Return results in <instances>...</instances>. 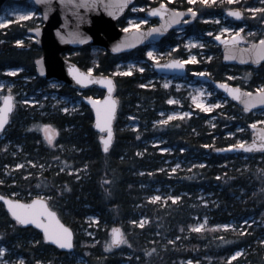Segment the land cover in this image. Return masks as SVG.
Here are the masks:
<instances>
[{
	"label": "trees",
	"instance_id": "obj_1",
	"mask_svg": "<svg viewBox=\"0 0 264 264\" xmlns=\"http://www.w3.org/2000/svg\"><path fill=\"white\" fill-rule=\"evenodd\" d=\"M20 2L27 5V0ZM150 2L137 0L136 4ZM191 6L202 16H221L225 14L226 5L219 1L209 5L187 2L181 7ZM126 18L127 15L119 19L121 27L125 26ZM40 21L41 17H37L0 27V78H15L4 71L21 67L18 85L13 90L26 89L34 93L41 88L44 91L39 97L49 92L48 81L36 73L35 60L42 50L27 35ZM207 28L208 23L199 19L189 31ZM21 39L28 42L16 44ZM181 42L175 35H167L160 48L164 50ZM145 49L114 55L103 48L85 47L65 53L83 69L113 75L116 79L120 110L115 123V140L107 152L94 127L93 111L82 101L81 108L72 113L63 114L60 105L46 104L39 109L38 105L20 108L14 114L16 119L10 124L8 136L0 140V181H3L0 190L25 200L43 191L51 207L74 229L75 249L65 252L48 244L38 229L19 225L0 203V238L15 250L7 254L11 260L13 255L19 254L26 258V264L38 261L45 264H187L189 260L194 264L197 261L198 264H264V172L261 171L264 154L214 151L239 140V133L230 136L227 129H222L227 122L223 120L225 114L239 111L248 123L260 118L259 115L244 113L228 100L225 106L216 109L214 126L208 123L211 114L198 109L189 118L158 124L160 112L172 107L167 100L175 93L173 89L164 88L160 82L146 84L157 76L156 72L135 69L130 75L116 73L121 61L144 59ZM182 50L179 47L175 55H185ZM189 68L191 71L206 68L215 79L239 84V80L228 78L230 67L223 63L221 53L211 61L189 64ZM259 83L264 84V64L254 68L246 87L254 88ZM54 91L58 97L69 96L74 100L83 95H104L98 87L79 93L67 84ZM218 94L223 95L220 91ZM47 101L50 99L42 102ZM133 122L139 125L138 130ZM236 123L233 121L228 129L234 131ZM34 124H50L59 129L61 136L55 141V147L47 143ZM243 137L248 141L251 131ZM156 140L162 143L154 144ZM163 148L170 151L164 152ZM27 161H34L36 165L7 169L9 165ZM181 161L183 164L173 172L171 168ZM62 164H67L68 169L61 171ZM82 166L87 170L81 175L68 171L69 167ZM154 194H161L162 199L151 200ZM173 195L181 199L173 201ZM92 214L99 217V221L96 228H91L94 235L85 236L78 230ZM143 216L147 221L141 227ZM204 217L207 225L197 231L194 225ZM249 217L259 220L245 223ZM134 220L137 223L133 224ZM224 224H234V227H215ZM110 226H121L129 243L107 249ZM243 248L245 252L241 256L229 260L235 251ZM79 257H83V262L78 263Z\"/></svg>",
	"mask_w": 264,
	"mask_h": 264
},
{
	"label": "rangeland",
	"instance_id": "obj_2",
	"mask_svg": "<svg viewBox=\"0 0 264 264\" xmlns=\"http://www.w3.org/2000/svg\"><path fill=\"white\" fill-rule=\"evenodd\" d=\"M21 0H10V2L6 3L0 10V24H3L2 27L8 25L9 23L7 21H11V22H16V21H21V20H26V19H35L37 17H41V12H39L36 9L31 8L28 5H24L20 2ZM168 1H172V0H168ZM215 1H219L221 3H224L225 9H228L231 7L232 4H236V3H242L246 13L245 16V21L241 23V25H239L238 23H236L235 21H233L231 18L227 17L226 15H212V16H200L197 18V20H201V22H205L208 23V28L204 31H198V32H190L189 28H187L186 30H179L176 32L175 37L176 39H181L182 42L181 44H177L179 47H181L183 50V52L185 53L184 56H182L186 61L187 64H201L203 61H211L213 60V58H216V55L221 53L220 48L218 47L217 43H215V41L213 40L214 36L217 35H221L222 36H230L235 34L240 28H244L245 31V37H246V42L245 44H249L251 42H254L256 40H259L260 38H264V12H256L255 14H253V12L251 10L254 9H261L264 8V0H235V3H231L230 0H214ZM252 1V2H250ZM188 3H190V0H187ZM196 3H200L201 5H203L202 0H197ZM210 3L211 2L210 0ZM209 3V4H210ZM191 4V3H190ZM150 4L148 5H141V4H136L132 7V9L129 10V12L127 13V18H126V24H125V28L127 29H132V28H136L135 25L138 24L139 28H149L153 25V21L150 20L146 13L148 11V9ZM29 11L31 12H35L36 15L35 16H31L29 18L26 19H21V14L26 15ZM142 20H147V23H141ZM196 20V21H197ZM10 22V23H11ZM37 24H41V21L38 22ZM36 25V26H39ZM251 25H253V27H251ZM224 28H230L233 31L232 32H223L222 30ZM251 33V34H249ZM27 38L30 40H33L31 36L27 35ZM20 41H23V44L27 43L28 41H24L23 39H21ZM193 42L191 44V46H189V42ZM18 44V43H16ZM176 46H169L167 47L164 51L160 50V47L158 46H152V47H148L145 49V58L138 61L134 58L125 60V61H121L118 66H117V70L116 73H120V74H124L127 72L128 68L132 67V72L137 69L139 71V69L142 67L144 68V71H149L150 73L155 72V65L157 64V62L159 63H165L167 61H169L170 59L176 57L174 55V51L178 50L179 47L177 48ZM203 45V46H200ZM219 48V49H218ZM148 51H153L154 55L157 56V60H152L151 57H149L147 55ZM173 56V57H172ZM196 57V62H193L190 58L191 57ZM181 57V56H179ZM230 72L227 74L228 78L231 80H239V85L242 86L243 88L249 90V91H255L259 86L264 85L263 83H259L256 85V87L252 88V87H246V85L250 84L251 78L254 74V68L252 67H247V66H229L228 65ZM22 69L21 67H10L7 68L4 71V74L10 76V77H15V78H0V84H3L4 87L0 88V105L3 101V98L5 95L7 94H12L15 97V115L18 113L19 109L21 108H28L29 106L32 105H40L39 108H41L43 105H49L51 107H53V105H60V106H64L63 102L68 103V98H58L57 97V93L54 90H58L62 87V85L64 84L63 82L57 80V79H48L47 84H46V89L48 88V93L40 96L39 94L43 93V89L39 88L37 89L34 93H29L26 89H20L17 91H14V87H16L17 81H18V77L17 75L21 72H17L16 75H12L10 70H14V69ZM143 71V72H144ZM131 72V73H132ZM140 72V71H139ZM200 73H204V74H210V71L207 70L206 68H204L203 70H192L190 72V76L187 78H175V77H170V76H161L158 75L156 77H152L150 78V80H148L146 82V84H152L154 82H160V84L166 88V89H173V91L175 92L173 95H171L168 100L167 103L169 105H171L172 107L169 108L168 110H164L161 111L160 115L161 117L158 120H165L167 119V117L169 115H172L173 113H177L178 115L174 118H189L193 115V113L195 112V110H200V111H204L202 108L197 107V100L194 99V97H197L198 100L205 102L208 105H213V104H219V107H213L211 109V111H208L206 113L211 114L210 120H209V124L211 126H214L215 124V111L216 109L225 106L228 103V98L224 95H219L218 91L212 87L209 86L208 84L205 83H201L199 81H195L192 79V76L200 74ZM168 84L167 87H165V84ZM55 85V86H54ZM50 89L52 91H50ZM203 92L204 95H200V93ZM208 92H211L212 95L209 96L207 95ZM82 98V96H81ZM47 99H50V101L47 102H41V101H46ZM174 99L175 101H177L176 103H169V100ZM230 101V100H229ZM232 102V101H231ZM38 108V109H39ZM65 108H68L70 112H75L78 111L81 108V101L80 98L79 99H71L69 102V105L66 106ZM62 111V109H61ZM191 113L190 116H185L182 115L183 113ZM205 112V111H204ZM242 112L243 109H242ZM253 114L259 115L260 118L256 119L255 121H253L252 123H248L245 122V118L242 115L241 112L239 111H235L233 112L231 115H227L225 114V117L223 118V120L227 121L226 124H224L222 126V129H227L226 133L227 135H229V133H239V140L243 139L246 141V139L243 137L244 134L247 133L248 130L251 131L250 129V124L256 123L257 125H261L264 126V123H257V122H264V110H257L254 111ZM14 116V115H13ZM16 119V117L12 118V122ZM233 121H237V123L235 124V129L234 131H231L230 129H228V126L233 124ZM134 127L136 128L137 123L133 122ZM40 129H42V127H40ZM242 129V131H241ZM43 130V129H42ZM8 131H9V127L0 135V140H3L4 138H6L8 136ZM50 131V130H49ZM44 133V131H43ZM45 135V133H44ZM233 136V135H230ZM101 137V136H100ZM238 140V141H239ZM162 143V140H156L154 144H160ZM9 144V142H8ZM7 144V145H8ZM103 145V144H102ZM164 149V148H163ZM162 150V149H161ZM172 159H169L168 161H171ZM19 165H21V167H16V165L12 166L9 165V168L7 167V169L9 170H13V169H17V168H29L31 166H35L36 162L34 161H27V162H19ZM17 164V165H18ZM183 164V161L181 162H177L176 165H181ZM27 165V166H25ZM173 166L171 169L176 167ZM40 168L41 166L38 165ZM68 169V165L67 164H62L61 165V171H65ZM87 170L86 166H82L79 168H72L69 167V173L70 174H78L81 175L83 174L84 171ZM15 195H17L18 193H14ZM34 197L35 196H43V197H47V195L43 192V191H39L37 193H33ZM154 195H159L161 196V194H154ZM19 198V197H18ZM168 198V197H167ZM165 198V199H167ZM93 217H97L96 215L92 214L89 215L87 217L86 221V225L79 229L78 232H80L81 234H84L85 236L94 235L93 230H91V228H96L97 225V220L93 219ZM197 219V216L195 217ZM205 218H202V220H199L198 224L194 225V229H196V227L200 224L204 225V228L206 227L207 223H205ZM259 218H255V217H249L247 223L251 224V221H258ZM147 221L146 217L143 216L141 218V223H145ZM232 225V227H234V224H229ZM113 227L116 226H110L109 229H107V233H108V237L109 240L108 242L111 240V236H112V232L111 229ZM203 228V229H204ZM221 229H225L223 227H220ZM202 229V230H203ZM124 232V231H123ZM0 238V248H7L8 251L6 253L3 254V256H0V263L1 261L5 264H19L20 259L23 258L25 264L26 262V258L23 255H13L12 260L10 258L7 257V254H13L15 253V250H12L11 248H9L6 244H4L3 242H1ZM263 244H264V238H263ZM122 245V244H121ZM240 252V255L236 256L235 253L236 252ZM245 252V249H239L237 251H235L229 258L230 261L235 260L236 258H238L239 256H241L243 253ZM71 256H74V253H71ZM235 256V258L233 259L232 257ZM11 260V261H10ZM78 263L83 262V257H79L78 258ZM37 262V261H36ZM39 262V261H38ZM37 264V263H36ZM39 264H45V263H41V261L39 262ZM48 264V263H46ZM86 264V263H84Z\"/></svg>",
	"mask_w": 264,
	"mask_h": 264
},
{
	"label": "water",
	"instance_id": "obj_3",
	"mask_svg": "<svg viewBox=\"0 0 264 264\" xmlns=\"http://www.w3.org/2000/svg\"><path fill=\"white\" fill-rule=\"evenodd\" d=\"M6 1L7 0H0V9L6 3ZM135 2L136 0H129L128 6L124 8L123 11H117L116 15H112L109 10H106L104 8L103 2L99 5L98 8L90 9V8H85V7H77L78 4L82 3V0H75L74 3L72 2V0H46L45 3H39L37 2V0H27V3L29 4V6L33 9L39 10L42 16V24L40 26L31 28L28 31L29 36L33 38L32 42L36 44L42 50V54L35 61L37 74L44 79H57L81 91H86L87 89L92 88V87H98L102 89L104 91V95L102 97H96L94 95H84L82 98L84 103L92 109L93 116H94V127L102 136H105L107 133L105 130H102L96 127L95 108L92 106L91 102L86 98L93 97L98 100H104L108 96L107 85L99 83L98 81L106 77H112V79L114 80L116 86H115V90L112 93V96L118 99V108L116 111V117L112 125L113 131H114V139H113L112 144L114 143V140H115V135H116L115 123H116V119H117L119 109H120V101L117 96L118 86H117L115 77L113 75L97 74L96 72L92 71L91 75L93 78V82L89 84H83V85L79 84L76 81V79L72 76L69 69L74 65L82 73H86L88 72V70L83 69L75 61L65 56V53L72 49H81L85 47H100L114 55L130 53L139 47H150V46L158 44L160 41H162V39L165 36L169 34V32H171L172 30L183 29L187 27V25L190 23L191 20H193L192 15L190 13H186L179 24L172 25L170 28H167L165 31L161 33H153L152 35H146L149 29H151L154 26H160L164 22V18L160 17L159 15L152 14V9L160 7L161 4H166V3H161L157 6L152 7L147 12V17L149 19L156 18L159 20L158 24L152 27H149V28H139V29L132 28V29H128V31H125L126 28H122L118 24V21L124 15L127 14L129 9L135 4ZM167 6L169 9H174L170 7L168 4ZM179 10L185 11L186 9H179ZM44 13H47V15H44ZM226 15L238 21H241L244 17V16L242 18L233 17L230 15L228 10L226 11ZM35 29H40V31L37 32L35 31ZM138 32L143 36L142 39H139V40L136 39V35ZM73 33H79L80 37L84 38L83 41L81 42L80 39L74 40L72 36ZM241 35L244 36V33H241ZM234 36L235 34L231 36H222L221 39H216L217 36L213 37V40L221 47L223 62L228 65H246V66H252L255 68L260 67L264 63V60H261L260 63H256L254 58L253 59L248 58L246 50L249 49L253 43L258 45L261 39L258 41H254L250 44H245L246 38L244 36V39L240 40L238 44L236 45V47L239 50H245V51H237L235 53V55L237 56L236 59L226 58L229 55V48L232 47L231 40ZM87 37H91V39H87ZM226 41H228V43H226ZM121 42H127L131 46L122 48L120 51H115L116 45L120 44ZM174 59H181V58H172L165 63H159V64H167ZM42 67L44 69L43 72L41 71ZM155 70L159 75H169V76H176V77H187L188 76L187 63L185 64L183 69L157 67L155 65ZM193 79L195 81H199L201 83H205V84L213 86L216 90L222 92L224 96H226L229 100H231L232 102L237 104L239 107H241L245 113H251L256 110L264 109V105L257 104L254 107H252L250 110H246L245 104L242 103L241 100L235 99V97H233L230 94V92L220 87V84L226 82L230 86L238 87L242 91H245V92H251L255 94V91H249L241 87L240 85L233 84L226 80L215 79L209 74H204V75L197 74L193 76ZM9 96L12 97V100L10 102L7 100V97ZM7 103H11L12 108H11V111L8 113V123L5 125V130L8 124L10 123V118H11V115L15 107V99L12 94H7L4 96L1 106H0V111H2L5 108V105ZM250 128L252 130V134H251V139L248 141L249 143H251V141L254 138H256V136L259 133V130L264 128V126L256 124V128L254 129L252 128V124H251ZM112 144L109 146V148L112 146ZM217 149H223V151H217ZM214 151L219 154H238V153L264 154V151L249 152V151H246L245 149L230 150L228 149V146L215 148ZM0 196H4V197L14 199V200L19 199V198H14L12 196L3 194L1 190H0ZM45 199L47 200L49 207L54 212L57 213V216L59 217L61 222L64 223L66 226L71 227L68 224H66L63 221V219L60 217L59 213L53 207H51L48 199L47 198ZM19 200H22L24 202H30L32 199L31 200L19 199ZM0 203L4 205V207L10 214V211L7 209L6 201L0 200ZM12 218L14 219V217ZM24 227L36 228L34 225H29V226H24ZM117 227L121 228L120 226H117ZM38 230L41 231V233L43 232L42 229H38ZM73 235H74V248H75L74 230H73ZM47 243L53 246H56L57 248L65 252H72L74 250V249L72 250L62 249L58 245L53 244L52 242H47Z\"/></svg>",
	"mask_w": 264,
	"mask_h": 264
},
{
	"label": "snow or ice",
	"instance_id": "obj_4",
	"mask_svg": "<svg viewBox=\"0 0 264 264\" xmlns=\"http://www.w3.org/2000/svg\"><path fill=\"white\" fill-rule=\"evenodd\" d=\"M39 3H45L46 0H37ZM74 3L75 0H72ZM103 2V6L106 10H109L112 15H116L117 11H123L124 8H126L129 4V0H82V3L78 4L77 7H85V8H98L99 5ZM197 0H190V3L195 5ZM211 2H214V0H211ZM231 3H235V0H230ZM202 3L204 5H209L210 0H202ZM231 16L236 18H242L244 16V12L240 8H229L228 9ZM253 14L256 12H264V8L261 9H254L251 10ZM186 13H190L193 18H195L199 11L195 7H190L186 9L185 11H181L179 9H169L167 4H161L160 7L152 9L153 15H159L160 17L164 18V22L160 26H154L147 32L146 35H152L153 33H161L165 31L167 28H170L172 25L179 24L182 20V18L185 16ZM35 12L29 11L26 15L21 14V19H26L31 16H35ZM44 15H47V13H44ZM10 23L11 21H7ZM141 23H147V20H142ZM3 24H0V27H2ZM135 27L139 29V25L136 24ZM35 31H40V29H35ZM125 31H128L126 28ZM223 32H232L233 30L230 28H224L222 30ZM244 32V28H240L236 33L235 36L231 40L232 47L229 48V55L226 57L227 59H236L237 56L235 53L237 51H245V50H239L236 45L240 40L244 39V36L241 35V33ZM251 34V33H249ZM74 40L80 39L81 42L84 38L80 37L79 33H73L72 34ZM143 36L138 32L136 35V39H142ZM221 35H217L216 39H221ZM87 39H91V37H87ZM16 43L23 44V41L18 40ZM193 42H189V46H191ZM228 43V41H226ZM131 45L127 42H121L120 44L116 45L115 51H120L122 48L130 47ZM203 46V45H200ZM177 47H179L177 45ZM248 58L249 59H255L256 63H260L261 60H264V39H261L259 41V44L253 43L249 49L246 50ZM147 55L152 58V60H157V56L154 55L153 51H148ZM193 62H196V57L190 58ZM187 63L186 60L181 59H174L170 61L167 64H159L157 62V67H167V68H179L183 69L185 64ZM132 67H129L127 72L124 73L126 75H130L132 72ZM12 75H16L17 72L22 71V69H14L10 70ZM41 71L43 72V67L41 68ZM72 76L76 79V81L79 84H89L93 82L92 78V69H89L88 72L82 73L78 68H76L74 65L69 69ZM140 72L144 71V68L139 69ZM200 75H204V73H200ZM99 83L106 84L108 89V96L104 100H98L93 97H87L92 106L95 108L96 111V127L100 128L102 130L106 131V135L102 136L101 139L103 141V147L104 151L107 152L109 149V146L112 144L114 139V131H113V121L116 117V111L118 108V99L114 98L112 96L113 91L115 90V82L112 79V77H106L103 79H100L98 81ZM55 86V85H54ZM147 87V85H143ZM168 84H165V87H167ZM4 85L0 84V88H3ZM220 87L226 89L230 94L235 97L237 100H241L242 103L245 104L246 110H250L255 105H264V85L259 86L255 90V94L251 92H245L242 91L238 87H232L228 83L224 82L220 84ZM200 95H204L203 92L200 93ZM207 95L211 96L212 93L208 92ZM194 99L197 100V107L202 108L205 112L211 111L213 107H219V104H213L208 105L203 101L198 100L197 97H194ZM7 100L10 102L12 100V97H7ZM169 103H176L174 99L169 100ZM12 105L11 103H7L5 105V108L0 111V133H3L5 131V125L8 123V113L11 111ZM63 111L68 112V108H64ZM178 114L173 113L172 115H169L167 119L165 120H158L157 123L164 125L167 124L169 121L173 120ZM182 115L190 116L191 113H183ZM135 119V117H133ZM257 123H264V122H257ZM34 128H40L42 127L45 137L47 139V142L51 144L53 147H55V135L58 134V132L49 131L52 129V125L50 124H44L42 126L40 125H33ZM137 130L139 129V125H136ZM252 128H256V123L252 124ZM242 131V129H241ZM229 135H234V133H229ZM205 147H212L211 145H205ZM228 149L234 150V149H245L246 151L252 152V151H264V128L259 130L258 135L256 138H254L251 143L248 141H245L243 139L239 140L237 143L228 145ZM164 152L170 151L168 148L162 149ZM181 151H184V149H181ZM217 151H223V149H217ZM142 154V153H141ZM203 166V165H202ZM16 167H21V165H16ZM180 165H176L175 168L172 169L173 172L178 169ZM264 172V169L261 170ZM79 178V177H77ZM0 183H3V181H0ZM70 190V189H69ZM264 190V189H262ZM153 201H159L161 200V196L159 195H153L150 197ZM171 199L173 201H178L181 199L180 196H171ZM0 200L6 201L7 209L10 211V214L12 217H14L15 222H17L19 225L22 226H29L34 225L38 229H42V237L47 242H52L55 245H58L62 249L72 250L74 249V235H73V229L71 227L66 226L64 223L61 222L59 217L57 216V213L54 212L48 205L47 200L44 197L36 196L34 199H32L30 202H24L19 199H10L4 196H0ZM207 203V201H205ZM93 219L99 221V217H93ZM133 224L137 223V221H132ZM205 223H207V219L205 218ZM247 223V221H245ZM141 227H143V223H141ZM215 227H223L225 229L232 227V225L224 224V225H216ZM204 228L203 224H200L196 227L197 231H200ZM112 236L111 240L109 242L105 243V247L109 250L112 248L121 245V244H128L129 241L127 240L122 228L119 227H113L111 229ZM0 236H2V233H0ZM179 239V237L177 238ZM36 243H39V241H35ZM8 251L7 248H0V256H3L4 253ZM154 252L155 249H152ZM151 255V252L148 253ZM236 256L240 255V252L235 253ZM233 259L235 256L232 257ZM19 264H25L24 259L21 258ZM39 264V262H37ZM187 264H194L192 260H189ZM198 264V261L196 262Z\"/></svg>",
	"mask_w": 264,
	"mask_h": 264
},
{
	"label": "flooded vegetation",
	"instance_id": "obj_5",
	"mask_svg": "<svg viewBox=\"0 0 264 264\" xmlns=\"http://www.w3.org/2000/svg\"><path fill=\"white\" fill-rule=\"evenodd\" d=\"M187 3V0H172V1H168V0H151V2H150V8L151 7H154V6H157V5H159V4H161V3H166V4H168L170 7H172V8H174V9H188V8H190V7H188V8H184V7H181L182 5H184V4H186ZM250 2H252V1H250ZM191 7H193V6H191ZM240 8L243 12H244V17H243V19L241 20V21H238V20H235V19H233V18H231V17H229V16H227V17H229V18H231L233 21H235L236 23H238L239 25H241V23H243V22H246L244 19H245V16H246V11H245V9H244V7H243V5H242V3H236V4H232V6L230 7V8ZM229 9V8H228ZM228 9H226V10H228ZM226 10H225V13H226ZM199 11V10H198ZM201 16V13H200V11H199V14L195 17V18H193V20H191L190 21V23L187 25V27L188 28H190V26H192L193 25V23H195V21L197 20V18L198 17H200ZM152 21H153V25H156V24H158L159 23V20L158 19H156V18H152L151 19ZM152 25V26H153ZM251 27H253V25H251ZM186 30V29H185ZM178 30H172L171 32H169V34L168 35H174V34H176V32H177ZM192 33H194V32H192ZM244 33V35H245V31L243 32ZM163 44V41H161L159 44H158V46H161ZM177 45V44H176ZM176 45H174V46H176ZM171 47H173V46H171ZM178 48V47H177ZM176 52H177V50L176 51H174V55L176 54ZM184 53V52H183ZM176 56V55H175ZM182 56H184V54L183 55H181V57L180 58H183ZM173 57V56H172ZM176 57H178V56H176ZM184 59V58H183ZM185 60V59H184ZM190 75V74H189ZM170 77H175V78H178V77H176V76H170ZM189 77V76H188ZM187 77V78H188ZM66 98H68V103H65V102H63V105L64 106H59V108H60V110L62 109V113L63 114H66V113H72V112H70V111H68V112H65V111H63V109L66 107V106H68L69 105V102H70V100L72 99V98H70L69 96H66ZM16 110H14V112H13V114L11 115V121H10V124L12 123V118H13V115L16 113L15 112ZM10 124L8 125V127L10 128ZM67 127H70V125H68ZM39 130H41V132H42V135H43V137L45 138V140L47 141V139H46V137H45V135H44V133H43V130L42 129H40V128H38ZM32 130H34V129H32ZM50 131H53V132H58V134H56L55 135V141L57 140V138H59L60 136H61V133H60V131H59V129L58 128H56V127H54V126H52V129H50ZM48 143V142H47ZM49 144V143H48ZM51 145V144H50Z\"/></svg>",
	"mask_w": 264,
	"mask_h": 264
},
{
	"label": "bare ground",
	"instance_id": "obj_6",
	"mask_svg": "<svg viewBox=\"0 0 264 264\" xmlns=\"http://www.w3.org/2000/svg\"><path fill=\"white\" fill-rule=\"evenodd\" d=\"M74 230V229H73ZM74 233H75V231H74Z\"/></svg>",
	"mask_w": 264,
	"mask_h": 264
}]
</instances>
